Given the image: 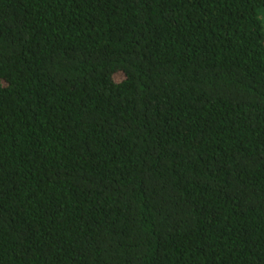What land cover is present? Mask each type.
I'll use <instances>...</instances> for the list:
<instances>
[{
	"label": "trees",
	"instance_id": "1",
	"mask_svg": "<svg viewBox=\"0 0 264 264\" xmlns=\"http://www.w3.org/2000/svg\"><path fill=\"white\" fill-rule=\"evenodd\" d=\"M0 264H264V0H0Z\"/></svg>",
	"mask_w": 264,
	"mask_h": 264
}]
</instances>
